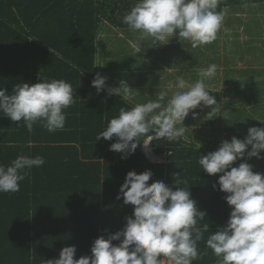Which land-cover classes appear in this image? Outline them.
<instances>
[{"label":"trees","instance_id":"obj_1","mask_svg":"<svg viewBox=\"0 0 264 264\" xmlns=\"http://www.w3.org/2000/svg\"><path fill=\"white\" fill-rule=\"evenodd\" d=\"M135 2L0 0V87L11 93L15 84L39 80L42 74L64 79L75 90V103L64 110L65 126L54 133L39 124L29 132L0 113V164L8 165L20 154L45 160L20 182L18 192L0 193V264H45L71 245L76 247L74 258L90 256L97 237L122 229L132 215L134 206L117 199L131 170H150L149 184H172L174 174L186 179L197 207L207 213L201 222L209 224L205 239L228 220L227 194L217 183L221 174L209 175L197 163L208 153L205 148L184 138L172 143L153 139L152 152L167 153L166 162L155 163L145 156L142 141L133 154L121 158L109 150L115 136L95 139L120 107L131 106L118 96H107L106 90L97 93L91 84L97 74V37L106 21L128 28L122 17ZM261 3L264 0H221L217 11ZM121 60L127 61L124 56ZM198 247L202 258L193 264H217L203 241Z\"/></svg>","mask_w":264,"mask_h":264},{"label":"clouds","instance_id":"obj_2","mask_svg":"<svg viewBox=\"0 0 264 264\" xmlns=\"http://www.w3.org/2000/svg\"><path fill=\"white\" fill-rule=\"evenodd\" d=\"M220 2L136 0L122 17V23L139 33V41L150 40L151 46L167 44L169 38L176 37L181 44L188 42L194 49L216 39L223 21L222 13L217 11ZM129 43L134 55L143 54L139 42ZM217 68L214 63L202 68L191 84L177 77L171 96L168 91H161L145 103H133L136 94L126 80L109 87L107 77L97 73L91 81L97 93L106 90L107 96H118L131 106L120 107L118 115L97 134L96 141L112 140L115 136L116 142L110 144L109 150L121 153V158L133 154L140 141L144 148L153 139L179 142L185 135L184 120L190 112L195 119L197 108L211 107L208 113L220 110V103L206 84L216 75ZM74 93L64 79H48L41 74L36 83L15 84L11 93L0 87V113L19 122L18 126L22 123L29 132L39 124L54 133L64 128V110L75 103ZM262 152L264 127L251 126L243 139L232 136L223 140L218 149L198 158L200 169L207 174H221L217 181L219 190L227 194L224 199L231 208L225 225L211 231L206 239L204 233L209 224L201 226V222L207 213L197 207L186 179L174 174L172 184L162 180L149 184L150 170H131L117 195V199L123 197L125 205L134 206L124 227L107 238L97 237L90 256L76 259L75 245L65 246L58 258L48 259L45 264H162V257L169 264H193L202 258L198 247L201 241L211 249L217 264H264V173L254 172L247 162L252 157L264 159ZM237 160L242 162L233 166ZM44 163L42 156L20 154L10 164H0V193L18 192L20 182L34 167Z\"/></svg>","mask_w":264,"mask_h":264},{"label":"rangeland","instance_id":"obj_3","mask_svg":"<svg viewBox=\"0 0 264 264\" xmlns=\"http://www.w3.org/2000/svg\"><path fill=\"white\" fill-rule=\"evenodd\" d=\"M222 15L216 39L194 49L188 42L181 44L176 37L169 38L167 44L151 46L150 40L139 41L138 32L107 21L102 23L96 41L103 59L127 57L126 62L114 65L117 73H110L106 84L119 85L121 79L126 80L136 94V103L155 99L161 91H168L171 96L177 77L191 84L198 79L197 73L202 68L216 64V75L206 84L213 90L210 94L220 103V110L208 113L211 107L197 108L195 119L190 112L184 120V137L208 152L218 149L223 140L232 136L243 139L251 126L264 127L261 123L264 121V3L225 7ZM130 41L139 42L143 54L134 55ZM130 63L131 68L142 70H127ZM99 74L106 77L102 72ZM131 74L132 78L127 76ZM240 162L237 160L233 166ZM247 162L254 172L264 173V159L252 157Z\"/></svg>","mask_w":264,"mask_h":264},{"label":"crops","instance_id":"obj_4","mask_svg":"<svg viewBox=\"0 0 264 264\" xmlns=\"http://www.w3.org/2000/svg\"><path fill=\"white\" fill-rule=\"evenodd\" d=\"M98 47L96 45V53H95V57H96V60H95V65H96V68H97V73H100L102 72V74L104 73L106 75L107 78H111V75H115L117 73V68L114 66L115 64H118L121 60V58L124 56H120L119 55V58L117 60V58H113L112 60H107V59H103L102 57V53H98L97 51ZM126 57V56H124ZM117 60V61H116ZM126 60H127V57H126ZM101 61V62H100ZM116 62V63H115ZM126 62V61H125ZM131 64V63H130ZM128 65L126 66L127 67V70H132V72H135L133 71L134 69L136 68H131L132 64L131 65ZM121 67V66H119ZM125 67V66H124ZM129 68V69H128ZM122 69H125V68H122ZM137 71H141L142 69H140L139 67H137L136 69ZM111 73V75H110ZM128 77L132 78L133 74L131 75H127ZM35 81L37 82L38 79L35 78ZM34 80H30L29 83H36ZM108 82V80H106ZM107 86L109 87H115V86H119V85H116V84H106ZM133 103H136L135 100L133 101ZM185 140H187L185 137H183ZM187 141H190V142H193V143H196L197 146H199V144L193 140H187ZM201 147V146H200ZM143 150L145 152V156L151 161V162H155V163H164L166 162V158H167V153L164 152V153H161V154H156V153H153V154H147L146 153V150L147 148H144L143 147ZM163 262L164 261H168L166 258H163L162 259Z\"/></svg>","mask_w":264,"mask_h":264},{"label":"built area","instance_id":"obj_5","mask_svg":"<svg viewBox=\"0 0 264 264\" xmlns=\"http://www.w3.org/2000/svg\"><path fill=\"white\" fill-rule=\"evenodd\" d=\"M146 153L149 154V155L153 154V152H152V150H151V148L149 146L147 147ZM163 264H169V262L168 261H164Z\"/></svg>","mask_w":264,"mask_h":264},{"label":"bare ground","instance_id":"obj_6","mask_svg":"<svg viewBox=\"0 0 264 264\" xmlns=\"http://www.w3.org/2000/svg\"><path fill=\"white\" fill-rule=\"evenodd\" d=\"M221 56V55H220ZM224 121V120H223Z\"/></svg>","mask_w":264,"mask_h":264}]
</instances>
